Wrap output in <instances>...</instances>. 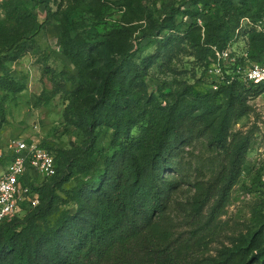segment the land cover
<instances>
[{
    "label": "trees",
    "instance_id": "trees-1",
    "mask_svg": "<svg viewBox=\"0 0 264 264\" xmlns=\"http://www.w3.org/2000/svg\"><path fill=\"white\" fill-rule=\"evenodd\" d=\"M32 2L46 8L38 30L25 0H7L2 5L0 67L35 48L39 32L51 19L46 3ZM249 3L264 18V0H241L243 5ZM193 5L201 8L193 16L206 18L203 34L196 22L185 27L177 23L179 9L171 10L136 44L124 28L96 33L102 39L94 42L87 33L63 27L64 55L80 72L92 66L94 52L104 46L109 47L107 70L91 100L64 113V124L76 133V143L63 148L41 141V148L54 157L57 173L35 186L36 207L24 206L21 215L0 224V264H228L204 254L199 233L224 213L233 188L240 183L252 137L232 133L231 127L250 113L248 100L261 90L237 79L227 83L224 73L225 82L213 83L216 91L193 93L204 84L214 49L223 50L232 43L239 26L232 0H196ZM115 40L119 45L112 49ZM249 40L250 58L264 61V35L252 32ZM150 48L153 52L144 54ZM180 51L202 67V79L192 87L169 88L168 93L151 91L152 66L158 61L173 73V52ZM0 90L17 95L24 86L0 76ZM60 92L54 89L53 97ZM4 122L1 108L0 130ZM100 127L111 132L108 149L98 148ZM185 131L208 135L230 163L207 189L195 187V225L202 224L204 208L213 202L207 221L199 230L177 235L158 219L177 187L167 174L186 139ZM6 157L9 164V151ZM70 183L73 186L67 187ZM66 206L74 212L63 209ZM256 258L264 264V251Z\"/></svg>",
    "mask_w": 264,
    "mask_h": 264
},
{
    "label": "rangeland",
    "instance_id": "rangeland-1",
    "mask_svg": "<svg viewBox=\"0 0 264 264\" xmlns=\"http://www.w3.org/2000/svg\"><path fill=\"white\" fill-rule=\"evenodd\" d=\"M6 1L0 2V21L5 18L2 5ZM25 1L36 18L38 30L45 21L46 8L36 5L34 0ZM38 1L47 4L52 16L45 29L39 32L35 48L29 49L22 59L6 62L0 67V76L24 86V91L17 95L0 90V110L3 108L5 117L0 130V158L3 159L0 174L8 165V145L13 139L49 140L63 148H70L77 141L76 133L64 124V113L68 107L78 109L87 104L95 95L100 78L107 70L109 47L96 50L92 66L80 72L79 67L64 55L63 27L66 31L72 28L87 33L94 42L102 39L96 33L104 35L124 28L132 33L131 40L136 44L142 34L152 33L155 26L167 19L171 10L179 9L181 12L175 18L178 24L185 27L196 22L201 34L205 31L206 18L193 16L201 9L193 5L196 0ZM232 2L239 17L233 40L250 41L249 36L252 32L258 33L256 25L264 24V18L252 4L243 5L241 0ZM9 26L16 28L13 23ZM118 45V40L112 41V49ZM173 55L176 56L170 67L173 73L166 72L167 68L160 67L158 61L152 66L151 91L168 93L169 88L192 87L202 79V67L193 58L183 51L173 52ZM216 76L215 73L206 74L204 84L196 87L193 93L212 91ZM57 87L61 92L53 97L52 92ZM248 105L250 113L231 127L232 133L252 137L240 183L233 188L224 213L199 233L203 237L204 254L217 261L226 260L228 264H260L256 257L264 251V101L253 96ZM98 131V148L108 149L111 132L105 127ZM185 138L173 158L174 167L167 174L177 187L158 219L162 227L177 235L199 230L207 221V212L213 202L205 206L202 224L195 225L192 213L195 187L207 189L229 169L230 163L225 152L212 143L208 135L185 131ZM108 152L113 153L112 150ZM72 186L70 183L67 187ZM63 209L74 212L68 206Z\"/></svg>",
    "mask_w": 264,
    "mask_h": 264
},
{
    "label": "built area",
    "instance_id": "built-area-1",
    "mask_svg": "<svg viewBox=\"0 0 264 264\" xmlns=\"http://www.w3.org/2000/svg\"><path fill=\"white\" fill-rule=\"evenodd\" d=\"M1 2V0H0ZM257 32L264 35V24L256 25ZM249 41L236 38L223 50L214 49V58L207 74L215 73V83L234 80L253 84L260 88L264 101V61L252 60ZM225 71V72H224ZM213 91L217 86L213 85ZM36 138L13 139L8 145L12 158L0 174V224L23 213L24 206L36 207L39 198L35 186L47 182L57 173L54 157L40 146Z\"/></svg>",
    "mask_w": 264,
    "mask_h": 264
}]
</instances>
